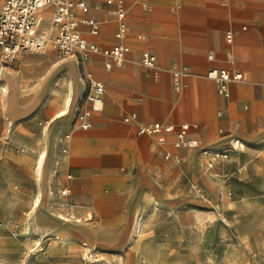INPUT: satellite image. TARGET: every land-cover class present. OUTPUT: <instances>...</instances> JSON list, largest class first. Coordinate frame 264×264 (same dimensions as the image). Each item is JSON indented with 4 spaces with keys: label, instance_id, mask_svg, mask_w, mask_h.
<instances>
[{
    "label": "crops",
    "instance_id": "0c3cea01",
    "mask_svg": "<svg viewBox=\"0 0 264 264\" xmlns=\"http://www.w3.org/2000/svg\"><path fill=\"white\" fill-rule=\"evenodd\" d=\"M83 1L89 12L87 15L77 12L76 15L94 18L99 23V32L97 36H91L87 27L81 24L78 29L82 37L101 48L112 47L117 42L114 38L117 27L113 14L115 6H107L101 0ZM2 4L3 0H0V9ZM123 9L127 34L122 42L129 50L121 66L106 68L108 60L101 55L89 54L81 62L75 58L58 60L51 47L38 54L20 52L10 65L2 67L0 73V114L5 119L2 130L11 127L10 140L28 145L38 155L42 146L44 150L49 149L47 171L57 170L59 175L64 172L70 175L69 188L76 192L73 200L82 205L81 208H123L127 216H133L137 209L150 206L148 187L152 186V180L147 177L154 173L155 159L148 139L153 137H140L136 133L137 126L152 122L183 124L151 119L157 115L154 110L166 112L175 105L170 89L172 86L174 91L170 69L175 65L184 66L190 73L187 78H193L189 92L193 93L196 106L192 109L191 121L210 133L205 142L207 146H213L214 113L223 100L214 83L204 76L209 69L219 68L240 72L245 77L241 65L250 64L251 79H264V0H123ZM51 14L50 6L40 10L38 30L47 36L54 49L51 40L56 30L51 24ZM227 32L233 35L231 44L225 41ZM143 51L155 55L159 67L157 78L149 76L146 69L133 68ZM230 65L237 69L228 68ZM82 74H90L103 83L105 89L101 109L91 112L88 119L89 129L72 124L77 111L90 109V104L84 101L86 88ZM234 84L229 85V93L231 89L238 93L245 88L237 85L239 83ZM255 89L253 100L264 108V88ZM235 102L238 111L244 115L241 110L243 100L236 97ZM130 114H135L136 120L125 122L124 118ZM250 121H256L259 129H264V119L253 116ZM259 122H262L261 126ZM66 135L69 138L65 140ZM189 137L199 141L191 133ZM59 143L64 144L66 155L53 161ZM132 144L137 151L125 148ZM166 145H170V141ZM250 149L255 160L264 161V140H258ZM174 150L176 154L171 152V157H178L177 154L182 152ZM190 156L195 163L201 160L195 155L185 158ZM130 168L136 173L133 181L125 174ZM205 178V185L210 186L212 181L207 178L209 182L206 183ZM128 183L130 191L126 188ZM81 208L77 210L79 215L84 214ZM42 213L44 220H35L36 227L56 231L66 239L73 238L74 242L57 246L54 255L55 261L69 263V255L81 253L83 240L71 222H62L45 210ZM102 218L104 220L100 222H114L109 219L110 215ZM131 225L130 231L134 232L133 221ZM127 231L125 227L123 232ZM136 245L133 243L126 250L125 264H130V252ZM67 251L73 253L67 254Z\"/></svg>",
    "mask_w": 264,
    "mask_h": 264
},
{
    "label": "rangeland",
    "instance_id": "374dc122",
    "mask_svg": "<svg viewBox=\"0 0 264 264\" xmlns=\"http://www.w3.org/2000/svg\"><path fill=\"white\" fill-rule=\"evenodd\" d=\"M50 47L56 58L63 60L48 43L47 49ZM241 66L246 76L237 85L244 90L234 93L231 89L227 98L214 93L223 103L214 109L213 146L205 142L210 133L191 121L196 106L193 93L189 92L193 78H183L184 86L178 92L170 85L174 107L166 112L154 110L157 115L151 119L188 124L189 133L199 140L200 146L171 157L176 154L172 144L157 148L154 137L140 136L148 138L153 147L154 173L147 177L152 180L148 187L150 206L137 209L133 216H127L123 208H81L73 200L76 192L70 188L68 194L61 195V184L69 174L47 171L49 149L44 150V146L38 155L28 145L10 140L11 127L2 130L5 119L0 114V264H125L126 250L133 243L137 245L130 252V264H264V161L255 160L250 149L258 140H264V129L250 121L253 116L264 119V108L253 100L255 88H264V79H251L248 72L252 65ZM254 68L259 70L256 65ZM236 97L244 102V115L236 107ZM71 110L74 112V107ZM75 122L72 124L78 127ZM234 140L239 141L240 148H232ZM134 144L125 148L137 151ZM64 147L61 143L56 145L53 161L66 155L61 152ZM207 150H226L227 158H219L209 167L210 157L204 154ZM163 152L170 158L164 159ZM186 155L201 160L195 163L193 157L185 158ZM40 156L43 161L37 168ZM125 174L129 181L135 179L134 169ZM204 178L212 184L205 185ZM126 188L130 191L129 183ZM79 208L83 215L77 213ZM42 210L62 222H71L83 240L81 253L69 255V263L55 261L54 255L57 246L74 242L73 238L36 227L35 220H44ZM105 215L114 222H100ZM131 221L138 234L130 231ZM125 227L127 233L123 232Z\"/></svg>",
    "mask_w": 264,
    "mask_h": 264
},
{
    "label": "built area",
    "instance_id": "2783aa9c",
    "mask_svg": "<svg viewBox=\"0 0 264 264\" xmlns=\"http://www.w3.org/2000/svg\"><path fill=\"white\" fill-rule=\"evenodd\" d=\"M107 6H115L113 12L117 22L114 38L117 41L112 47L101 48L95 44L87 42L79 31V25H84L91 36H97L99 32V23L92 17L85 16L79 18L76 13L87 15L88 5L83 0H3L0 9V73L2 67L10 65L14 56L20 52L42 53L47 48L49 39L38 30L40 19L38 13L44 7H52L51 24L56 30V34L51 40L54 49L62 59L75 58L81 62L89 53L101 55L108 60L106 68L111 66L119 67L123 64L125 55L129 48L123 44L127 34L125 23V12L123 9V0H101ZM233 40L231 32L225 34L226 43L230 44ZM211 59V56L207 57ZM135 70L146 69L148 75L157 78L159 67L155 55L149 51H143L138 61L133 63ZM174 91L178 92L182 88V80L190 73L186 69H170ZM205 78L211 80L219 96L227 98L229 96V85L231 83L243 82L244 76L240 72H233L226 69L211 68ZM82 79L86 88L84 101L90 104L87 111H77L76 121L82 129H89L88 121L91 112L98 111L102 107V96L104 94V85L94 79L90 74H82ZM136 120L135 114H130L124 118L125 122ZM136 133L140 136L154 137L158 147H164L170 141L174 149L193 150L200 146L196 139L189 137V125L184 123L175 126L169 123L152 122L141 123L137 126ZM69 135L65 136V140ZM170 139V140H169ZM238 140H234L233 149L240 148ZM62 154H66V148L61 149ZM210 157L209 167L217 159L227 158V151H205ZM165 159L170 158V154L164 155ZM70 176H66L63 181L61 195L69 193L68 181Z\"/></svg>",
    "mask_w": 264,
    "mask_h": 264
},
{
    "label": "bare ground",
    "instance_id": "6f19581e",
    "mask_svg": "<svg viewBox=\"0 0 264 264\" xmlns=\"http://www.w3.org/2000/svg\"><path fill=\"white\" fill-rule=\"evenodd\" d=\"M48 7V6H47ZM44 8H46V7H44ZM43 9V8H42ZM42 156H40L39 157V159H38V162H37V168H40V164H41V161H42ZM137 225V224H136ZM139 225V224H138ZM138 229V228H137ZM134 233L135 234H138L139 232L136 230V226H135V228H134Z\"/></svg>",
    "mask_w": 264,
    "mask_h": 264
}]
</instances>
